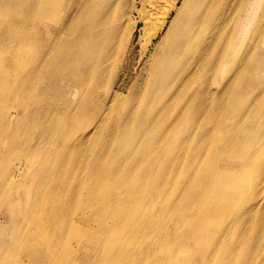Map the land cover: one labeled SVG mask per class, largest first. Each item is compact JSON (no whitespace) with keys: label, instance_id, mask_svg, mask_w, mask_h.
Instances as JSON below:
<instances>
[{"label":"bare ground","instance_id":"6f19581e","mask_svg":"<svg viewBox=\"0 0 264 264\" xmlns=\"http://www.w3.org/2000/svg\"><path fill=\"white\" fill-rule=\"evenodd\" d=\"M130 1L0 0V264H264L263 1Z\"/></svg>","mask_w":264,"mask_h":264},{"label":"rangeland","instance_id":"374dc122","mask_svg":"<svg viewBox=\"0 0 264 264\" xmlns=\"http://www.w3.org/2000/svg\"><path fill=\"white\" fill-rule=\"evenodd\" d=\"M119 1H121V0H112L114 5H116ZM142 1L143 0L130 1L131 5H129V8H128V14H131V18L136 22V25L134 26V30H136L142 26L141 22L139 21V13H138V9L140 8ZM257 1L258 2L263 1V2H261L263 4V7H260L259 11H257V6H256ZM244 2H246V0H244ZM254 10H256L257 12L253 16H250L247 20H245L247 13L244 12V25H263V28H264V0H254ZM139 35H140V32L136 31L130 39V44H129V38H128L126 54L123 57L124 59L122 58L123 59L122 63L117 65L118 57L113 58L111 61V65H110L109 69L106 71L109 74V77L111 79V81H110V85H112L111 87L114 90H116L120 93H123L125 97L128 96V91L131 89V87L134 85V83L136 81L140 80V82H141L144 79V76L141 75V69L143 67L142 62L139 61L141 49H140L139 45H137V42H136V39ZM243 37H244V32H243ZM244 54H245V47H244ZM229 77H230V71L229 70L211 74L208 77L209 81L206 84V88L208 89V87H210L215 91H220L221 86H219V85H223L229 79ZM221 79H222V81H221ZM120 105L121 104L116 105L117 110L120 107ZM110 106H112V105H110ZM39 139H41L40 131H37L35 134L36 144H39ZM23 162L26 163V160H23ZM255 179L252 177V181L255 182ZM258 182H259L258 188L260 190H262V188L264 186V176H262ZM256 187H257V185L255 187L252 186L251 184L248 185L244 191V198H247V196L249 194L254 193V190L256 191ZM263 195H264V191H261V192L257 193V195L252 197L251 201L248 198L245 200V202H246V204L251 205L253 207L257 203V200H258L257 198H260ZM251 217H256V216H254L253 213H250L249 216L247 217V219L251 218ZM4 220H5V216L3 214H0V222L4 221ZM259 226H260V223H259ZM244 231L248 232V225L247 224H245ZM261 232H262V225L260 227V234H261ZM261 246H262V244L259 241L256 250H255V246L253 248H250L249 250L251 253L249 254V256H253L256 252H258L260 250ZM190 248H191V246L185 248L182 251V254L192 257L194 260L193 264H199V262H198L199 255H198V251H197V250L200 251L199 245L196 246L195 249L192 248L191 251H190ZM239 248L242 250L241 254L244 255L243 244H241L239 246ZM236 256L237 255L234 253V258ZM201 260H202V257H201ZM257 264H261V263L258 262Z\"/></svg>","mask_w":264,"mask_h":264}]
</instances>
